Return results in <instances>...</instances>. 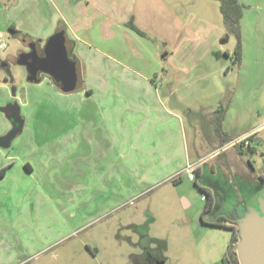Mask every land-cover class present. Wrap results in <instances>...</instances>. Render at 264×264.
I'll return each instance as SVG.
<instances>
[{
    "label": "rangeland",
    "instance_id": "rangeland-1",
    "mask_svg": "<svg viewBox=\"0 0 264 264\" xmlns=\"http://www.w3.org/2000/svg\"><path fill=\"white\" fill-rule=\"evenodd\" d=\"M239 2L242 59L236 64L237 38L226 29L218 1L135 0L134 22L145 37L121 25L113 38L84 39L81 90L33 84L22 134L0 149L15 153V173L28 174L0 180V264H137L135 256L147 249L164 256L157 264H225L232 231L202 222L206 201L199 186L211 182L230 196L228 171L214 155L203 164V179L192 181L179 170L187 153L193 163L217 151L212 120L218 109L225 115L222 131L232 138L264 126V0ZM25 18L19 22L30 30ZM3 35L0 106L12 101L13 87L28 83L27 67L12 56L46 44L25 30ZM132 42L144 58L132 57ZM86 54L105 63L106 77H89ZM89 86V109L106 115L111 128L97 117L101 124L88 136L73 128L72 116ZM154 99L166 111L150 114ZM5 121L0 112V134ZM251 136L243 156L228 150L245 196L249 183L264 187V128ZM10 157L1 155L0 162ZM25 160L33 173L20 167Z\"/></svg>",
    "mask_w": 264,
    "mask_h": 264
},
{
    "label": "crops",
    "instance_id": "crops-1",
    "mask_svg": "<svg viewBox=\"0 0 264 264\" xmlns=\"http://www.w3.org/2000/svg\"><path fill=\"white\" fill-rule=\"evenodd\" d=\"M134 3L135 0H0V32L3 33L4 30L11 28L16 31L25 30V32H28L30 36L37 37L38 39L41 40L45 39L46 42L51 36L61 32H66L67 38L72 44L71 59H73L74 61L77 59L78 62H80L78 59L79 54L84 52V50L81 48H79L78 50V47H80V43L84 41V39L87 40L88 38H93V36L96 37L97 39L113 38L114 36H116V34H118L121 31L120 29L121 25L124 26L123 28H126L127 23L132 18H134V20L136 21L135 13H134L135 11ZM25 11L28 12L27 15H25ZM22 14L24 17H26L25 19H27L28 24L30 25V30L27 27L24 28L22 26V23L19 22L20 15ZM126 36L129 38L128 32H126ZM132 43L133 44H131L129 51V53L131 52L132 57L144 58L145 54L143 51H141V48H139L137 45H134L135 42ZM40 46L44 47L45 44H41ZM156 49L158 50L157 47ZM157 55H158V51H157ZM86 57H87L85 59L86 61L91 60L89 62L90 64L86 68H84L87 69L89 77L105 76L104 74L105 68H103V64L105 63L102 62L100 58H97L96 55L93 56V58L91 59H90V55L86 54ZM12 58L14 60V56H12ZM40 78L41 79L39 81L33 82L29 80V75H28V83L24 82L23 87L14 84V86L16 85V87L12 86L13 94H10L8 100L17 101L21 106V111L23 107L25 108L28 107L27 100L30 94V88H32L33 84H39L40 86L43 85L44 83L46 84L48 83L54 86L51 83L50 78L45 74H41ZM5 81L8 83L7 79ZM89 85H92V83ZM93 96H94V89L91 87L87 88L81 98L82 105L78 108V110L75 111L74 115L72 116L73 122H75L73 128L77 129L79 133H84L87 134L88 136L89 133L91 134L92 131L96 129V124H101L95 120L97 117L101 119V117L103 116L105 123H107V125H105L104 127H107L108 129L111 128L110 121L106 117V115H102V116L100 115L101 116L100 117L98 115V112L100 111H94L89 109L90 105L88 104L91 102ZM85 100L87 101L84 102ZM154 101L155 102H153L152 105L149 106V108H152L150 114L154 113L157 110L161 111L162 109L166 111V105L164 104V101L155 100V99ZM5 122H6L5 132L0 134V136L5 135L12 128V125L10 124V122L7 121V119ZM263 128L264 126L252 128L246 131L243 134L242 138L250 137L251 135L258 133V131H260ZM123 133L124 131L120 130L121 148L122 145L127 144L126 137L122 135ZM238 139H241V137L240 136L235 137L231 142L227 143L222 147H220L218 143L217 145L218 149L216 148L217 151L213 150L212 152H210L208 154L209 158L207 160L205 159L206 156H203L199 158L198 160L199 162L196 161L197 163H199L198 166L203 167V164L208 162L212 158V155L216 157L221 152H228L230 148L234 147V141ZM13 144L14 141L11 144V147ZM86 145L90 146L92 145V143L87 142ZM4 154H9L11 156L10 157L11 161L7 158L9 161L3 160V162H0V171H2L3 168L7 169L4 175L0 176V180L9 179L10 176L11 178H14L18 174L19 175L23 174L24 176H28V174H26L24 169L23 172L21 173L18 174L17 172L15 173V170L18 167V163L16 162V155L15 153H13V151L9 150L3 152L2 150H0V156ZM189 157H190L189 153H187V162H188L187 165L193 163L197 164L196 162L193 163L189 162L190 161ZM228 157H229V152H228ZM22 165L25 168H27L28 166L29 171H32V173L34 172V167L31 162L25 160L20 165V167ZM183 169L179 170V173ZM192 181H196V178ZM185 203L187 204V200H185ZM13 260L15 259L13 258Z\"/></svg>",
    "mask_w": 264,
    "mask_h": 264
},
{
    "label": "water",
    "instance_id": "water-1",
    "mask_svg": "<svg viewBox=\"0 0 264 264\" xmlns=\"http://www.w3.org/2000/svg\"><path fill=\"white\" fill-rule=\"evenodd\" d=\"M71 49L72 44L66 32H61L47 40L44 57L34 54L35 58L32 59L31 65L22 56L19 64L29 65V80L33 82L39 81L40 73H43L51 76L64 93L76 92L83 88V70L80 62L71 59ZM0 112L12 125L9 132L0 136V148L7 149L22 134L25 118L17 101L0 106ZM257 141L260 139H256ZM258 202L259 209L248 207L242 215L233 212L235 215L233 219L239 226V241L235 249L240 264H264V192L259 196Z\"/></svg>",
    "mask_w": 264,
    "mask_h": 264
},
{
    "label": "trees",
    "instance_id": "trees-1",
    "mask_svg": "<svg viewBox=\"0 0 264 264\" xmlns=\"http://www.w3.org/2000/svg\"><path fill=\"white\" fill-rule=\"evenodd\" d=\"M220 3V10L224 18V23L226 26V29L228 32H231L235 34L237 38V46L234 51V63L240 62L242 59V41H241V28L240 23L243 18L244 14V6L239 2V0H215ZM127 26L131 28L132 30L138 32L140 35L145 36V33H143L141 30L138 29V27L135 25L134 18H132L128 23ZM17 33L16 30L10 29ZM15 62L19 64L21 61V56L14 58ZM75 61L78 62L76 59ZM28 63V61H27ZM29 64V63H28ZM27 68H29V65H25ZM30 74V72H29ZM50 78V80L54 83V85L61 90V86L49 75H46ZM62 91V90H61ZM224 106L220 105V108H223ZM225 115L224 111L217 110L214 112V117L212 120L215 134L218 137V143L220 147L226 145L227 143L231 142L234 138L230 137L227 133H224L222 131V125L221 123L224 121ZM255 136H250L249 140H252ZM234 148L238 151V154L240 156H243L245 154L243 144H237L234 145ZM251 148V147H250ZM217 162H221L220 164L225 167L224 170L228 171V175L232 180L231 189L228 190L230 193V196H226L223 192L216 189V184H213L211 182H206L207 185L205 186H199L201 192L203 195H206V205L203 210L201 220L204 224L223 228L227 230L232 231V237L229 244L228 252L224 257V263L225 264H233V256L237 255L235 246L239 241V226L238 223L233 219L235 216L233 214H227V213H221L217 211V204L219 201V198L227 197L228 200H230L232 203H237V201L241 198L243 195L240 191L241 187H245L242 185V183H245L242 179H236L235 174L232 170V165L230 162V159L228 158V152H221L216 157ZM250 166H252L251 162L249 163ZM211 171L213 173L217 172V168H215L214 165H211ZM28 168V166H27ZM7 171L6 168H3L2 171H0V176L4 175V173ZM205 171L203 167H198L195 171L197 178H202L205 175ZM177 183L178 180H175ZM236 214V213H235Z\"/></svg>",
    "mask_w": 264,
    "mask_h": 264
},
{
    "label": "flooded vegetation",
    "instance_id": "flooded-vegetation-1",
    "mask_svg": "<svg viewBox=\"0 0 264 264\" xmlns=\"http://www.w3.org/2000/svg\"><path fill=\"white\" fill-rule=\"evenodd\" d=\"M34 54H38V56L44 57L45 56L44 47L40 45H36V44L30 45V48H28V50L26 51L20 52L18 57L24 56L25 59H27V61L29 60L28 63L32 65L33 64L32 59L35 58ZM31 55H32V58H31ZM40 74H43V73H40ZM12 102H15V100H13ZM249 184H250L249 189L251 191L247 192L246 196L243 194V196H241V198L237 201V203H232L230 200H228L227 197L219 198V201L217 204V211L221 213H227L229 215L233 214V212L235 211L236 214L242 215L243 212L248 207H255L259 209L258 198L264 192V187L263 185H260V184L258 186L257 185L253 186L251 183ZM144 248L147 249L148 247L146 248L145 246ZM163 257L164 256L161 255L160 251L159 252L157 250L149 251V249H147L145 253H142L139 256H135V260L137 264H157L158 260L163 259ZM233 264H240L238 255L233 256Z\"/></svg>",
    "mask_w": 264,
    "mask_h": 264
},
{
    "label": "built area",
    "instance_id": "built-area-1",
    "mask_svg": "<svg viewBox=\"0 0 264 264\" xmlns=\"http://www.w3.org/2000/svg\"><path fill=\"white\" fill-rule=\"evenodd\" d=\"M6 47H7V44L5 42L4 35H3L2 32H0V49H5ZM237 144H243V148H248V147L251 146L250 141H249V137H244V138H241V139H238V140L234 141V145H237ZM198 164L199 163H197V164H188L180 172V174L187 173L188 178L190 180H194L196 178L195 171L199 167ZM202 199L204 201H206V195H203V198Z\"/></svg>",
    "mask_w": 264,
    "mask_h": 264
}]
</instances>
